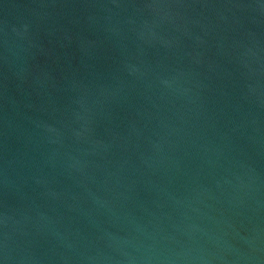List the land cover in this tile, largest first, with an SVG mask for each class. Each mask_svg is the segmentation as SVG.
<instances>
[{"label": "water", "instance_id": "obj_1", "mask_svg": "<svg viewBox=\"0 0 264 264\" xmlns=\"http://www.w3.org/2000/svg\"><path fill=\"white\" fill-rule=\"evenodd\" d=\"M0 264H264V0H0Z\"/></svg>", "mask_w": 264, "mask_h": 264}]
</instances>
